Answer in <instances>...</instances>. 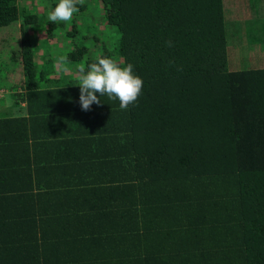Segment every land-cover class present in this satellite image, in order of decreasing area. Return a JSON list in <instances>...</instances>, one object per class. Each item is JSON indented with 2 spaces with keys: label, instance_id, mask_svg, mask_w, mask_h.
Masks as SVG:
<instances>
[{
  "label": "trees",
  "instance_id": "obj_1",
  "mask_svg": "<svg viewBox=\"0 0 264 264\" xmlns=\"http://www.w3.org/2000/svg\"><path fill=\"white\" fill-rule=\"evenodd\" d=\"M100 1L119 39L86 46L73 24L67 58L132 64L127 110H82L71 74L38 61L37 12L0 0V52L21 72L6 86L26 98L0 116V264H264V66L229 67L239 1Z\"/></svg>",
  "mask_w": 264,
  "mask_h": 264
},
{
  "label": "rangeland",
  "instance_id": "obj_2",
  "mask_svg": "<svg viewBox=\"0 0 264 264\" xmlns=\"http://www.w3.org/2000/svg\"><path fill=\"white\" fill-rule=\"evenodd\" d=\"M54 1L58 0H18V3L21 8H24V10L28 12L36 11L38 14V20L35 23L27 24L26 28L29 32V37L34 39L33 41H36L37 53L39 58L38 61H41V57H43V69L46 71L47 75L49 72H47V70H50V76L60 74L69 76L68 74H71L70 78L76 81V75L78 73L77 67H79L83 63L85 58L71 61L67 58V52L71 48V43L69 42L70 38L67 34L68 32L71 33V31H73V29L71 30L72 25L75 24L77 32L75 34V37L74 35H69L71 37H74L75 41H79V43L86 46H91L97 41H99L98 43L102 41L107 46L112 47L113 44H115L119 39L120 33L114 25L106 23V20L103 16L100 0H85V3L83 4L84 6L82 8H78V11L73 15L70 21L66 23H51V28L47 32L46 27L48 23H50L47 20V13L52 10V3ZM252 25L256 26V23ZM47 33H52V35L49 36L47 35ZM260 35L261 33L257 32H255L254 34L255 48L258 49H261L260 45H258L262 42L259 39ZM78 36L80 37L78 38ZM258 49H255L253 51L255 52V56L258 55ZM94 54L95 48H91L89 52L85 53V56ZM59 57L66 58L64 64V68L67 69L66 71L62 70L61 67L56 64V59ZM50 62H52V64ZM262 62H264V57H259L258 59H254L253 61L243 62L239 66L241 67V65L246 64L245 68H251L255 67L256 65H261ZM15 63L16 62H14V60L7 56L6 51L0 52L1 87L6 85L9 81H17L19 77H21L20 71L19 73L15 72ZM252 63H255L256 65ZM7 75L8 77H5ZM4 79H7L6 82H4ZM15 89L18 90L19 87H16ZM13 92V90L9 89L5 93V98L13 99ZM1 102L2 100H0V103ZM13 103L16 104L14 100Z\"/></svg>",
  "mask_w": 264,
  "mask_h": 264
},
{
  "label": "clouds",
  "instance_id": "obj_3",
  "mask_svg": "<svg viewBox=\"0 0 264 264\" xmlns=\"http://www.w3.org/2000/svg\"><path fill=\"white\" fill-rule=\"evenodd\" d=\"M85 0H59L54 9L47 13V20L52 23H66L78 11L77 5H83ZM168 40L166 45L172 46ZM66 58L59 57L56 64L64 68ZM174 61H169L173 65ZM177 68V71H181ZM79 87V104L82 110L89 111L95 103L101 105V96H107L109 100L119 101V108L127 110L130 104H134L141 94L143 80L134 74L133 65L121 66L117 61L107 57H97L96 61L87 68L81 66L76 75V83ZM99 94V97L98 95Z\"/></svg>",
  "mask_w": 264,
  "mask_h": 264
},
{
  "label": "crops",
  "instance_id": "obj_4",
  "mask_svg": "<svg viewBox=\"0 0 264 264\" xmlns=\"http://www.w3.org/2000/svg\"><path fill=\"white\" fill-rule=\"evenodd\" d=\"M238 1L241 3L235 5L240 7L241 10L244 11V14H230L225 22L228 64L229 67L233 66L230 67V69L245 68L246 64L241 65V67L239 65L243 62L253 61L259 57H264V0H234L232 3ZM235 9L239 12L237 8ZM255 23L256 26H253L252 24ZM255 32L261 33L259 39L262 42L261 44H258L261 49L255 48ZM255 49H258L259 51L256 56L255 52H253ZM42 58L43 57H41V59ZM252 64L256 65L255 63ZM256 66H264V62H262L261 65ZM5 86L2 87L7 89V86ZM0 100H2L0 103V116L16 115L25 111V96L19 98L14 96L13 99H6L4 95L3 97H0ZM13 100L14 102L17 101L16 104L13 103ZM55 256L57 255H52L51 258H57Z\"/></svg>",
  "mask_w": 264,
  "mask_h": 264
},
{
  "label": "built area",
  "instance_id": "obj_5",
  "mask_svg": "<svg viewBox=\"0 0 264 264\" xmlns=\"http://www.w3.org/2000/svg\"><path fill=\"white\" fill-rule=\"evenodd\" d=\"M6 92H7L6 88L0 87V97H3Z\"/></svg>",
  "mask_w": 264,
  "mask_h": 264
}]
</instances>
